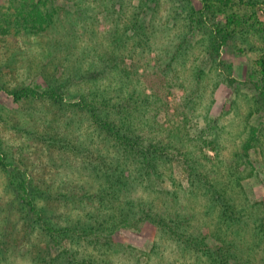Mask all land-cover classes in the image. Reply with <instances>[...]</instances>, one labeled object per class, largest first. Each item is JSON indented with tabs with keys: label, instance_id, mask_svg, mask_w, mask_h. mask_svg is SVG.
<instances>
[{
	"label": "rangeland",
	"instance_id": "1",
	"mask_svg": "<svg viewBox=\"0 0 264 264\" xmlns=\"http://www.w3.org/2000/svg\"><path fill=\"white\" fill-rule=\"evenodd\" d=\"M22 1L30 5L33 0H0V82L39 90L52 83L68 82L69 87L60 105L47 100L15 102L0 91V264H40L32 257L33 249L48 248L51 255L63 250L52 245L20 200L16 181L21 171L41 192L36 202L60 227L80 231L95 214L110 220L130 201L136 206L178 207L210 233L220 209L202 180L199 187L191 186L190 164L194 172L226 186V196L241 216L245 244L252 242L255 230L264 225V137L249 149L247 161L241 147L250 125L264 122V109H250L264 33L242 28L222 47L221 58L232 66L230 82L212 67L200 30L192 33L187 13L190 6L201 7L199 0H51L50 5L63 7L39 33L27 28L30 18L24 22L18 15L28 10L20 6ZM250 2L209 19L223 22L234 8L248 23L254 17L264 20V0ZM105 89L107 98L127 100L135 107L131 120L147 137L170 141L189 157L165 160L150 184L142 182L143 177L130 178L132 184L119 204L113 199L101 203L99 198V190L105 189L101 174L123 167L116 166L119 153L87 114L66 104L82 92ZM100 223L94 224L97 236L75 244H69L71 233H60L63 246L79 261L90 255L114 264H197L162 238L149 220L120 225L111 239ZM154 243L161 255L153 250Z\"/></svg>",
	"mask_w": 264,
	"mask_h": 264
},
{
	"label": "trees",
	"instance_id": "2",
	"mask_svg": "<svg viewBox=\"0 0 264 264\" xmlns=\"http://www.w3.org/2000/svg\"><path fill=\"white\" fill-rule=\"evenodd\" d=\"M199 1L201 2V7L194 9L190 6L187 13L192 33L195 35L194 29L200 30L203 36V45L212 62V67L214 69L218 68L225 74L226 79L232 82L234 81L231 77L232 66L229 63H225L221 58L222 47L227 44L230 37L236 35L237 31H241L242 28L249 30L251 28L257 33H264V20H258L257 17H254L248 23L246 16L241 14L238 9L233 8L227 13L223 22H212L209 19L210 17L214 18L219 13L225 14L227 9H231L237 3L242 5L250 4V0ZM51 3V0H33L30 5H27L22 1L20 6L25 11L26 9L28 10L26 14H22L20 11L17 13L22 16L24 22H27V17L30 18L31 24L27 23V28H30L32 32L39 33L49 27L52 19L54 20V14H57V10L63 7L61 5H56L55 7L50 5ZM255 24L259 26L255 27ZM56 80L60 82L57 77ZM252 84L257 93L250 104V109L251 111L259 112L264 109V52L255 60ZM68 87V82L64 84L52 83L43 90H39L30 85L19 84L9 87L0 82V91H4L15 102L47 100L60 105L66 98ZM106 94V89L99 93L96 90H90L82 92L78 100L66 104H71L87 114L95 128L108 138L107 143L110 147L119 153L118 158H116V166L123 167L115 168L116 171L112 172L107 169L105 175L101 174L104 178V183L101 186L105 187V189L101 193L99 190L101 203L113 199L119 204V197L132 184L130 178L143 177L142 182L146 180L150 184L149 180L152 179L153 175H157V177L160 175V169L165 160L169 161L175 157H179V160H189V157L187 152L182 150L183 148L173 146L170 141L167 142L162 138L152 139L147 137L140 125H135L134 121L131 120L130 114H132L135 107H132L127 100L114 99L111 96L107 98ZM263 137L264 122L258 125H250L248 137L241 147L245 161H247L249 149L255 144L258 145L257 143L260 144ZM214 142L217 144L216 141ZM127 159L130 160L126 162L125 160ZM174 161L176 162L177 160ZM188 166V172L191 175L189 181L191 186L197 185L199 187L202 180L206 192L211 193L212 203L220 209L217 223L214 230H211L210 233L206 232L202 226L194 224L193 216L185 214L178 207L171 206L169 208L167 205H160V208L152 205H147L146 207L144 203H139L136 206L130 201L128 205L125 204V209L113 214L110 220L104 215H101V218L99 215L95 216L96 214L91 215L87 221H84V226L80 231L72 229L71 226L60 227L54 225L48 211L36 202L42 196L37 185L33 183L32 178H29V175L27 176L24 171L15 166L14 169L21 171V174H19L21 178L16 181L20 200L26 205L34 221L47 232L52 245L63 249L56 255H51V250L48 248L38 247L32 250V257L38 258L40 264H114L110 259L90 255L79 261L74 254L69 252V248L63 246V240L60 239L59 234L71 233L69 244H75L80 239L83 240L88 236H95L98 229H96L94 224L101 222L99 225H103L102 230L107 232V239H111L112 232L118 226L134 225V223L139 221L149 220L156 225L162 238L174 244L182 253L190 254L197 264H264V259H262L264 258V246L261 249L262 252L260 250L262 247L261 243H264V225L262 224V228L260 227L259 230H255V236L251 238L252 242L245 244L247 239L242 232L243 226L240 225L241 216L236 205L231 203L226 196V186H218L217 183L210 181L208 175L205 173L200 174L199 171L194 172V167L191 168L190 164ZM229 170H232L230 165ZM199 175H201L202 179H200ZM171 197L175 199V195ZM115 209L117 210V208ZM137 210H140L139 216H135ZM96 211L98 212V210ZM229 233L234 234L235 237H231ZM238 236L243 240L238 242L236 240ZM213 239L217 240L215 244H211ZM152 248L156 253L162 254L158 243H154ZM259 252L261 256L257 257Z\"/></svg>",
	"mask_w": 264,
	"mask_h": 264
}]
</instances>
